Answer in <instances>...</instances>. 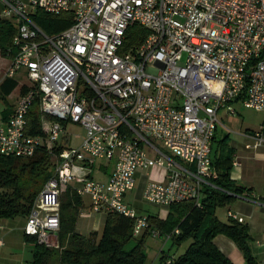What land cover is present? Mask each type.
<instances>
[{"label": "built area", "instance_id": "built-area-1", "mask_svg": "<svg viewBox=\"0 0 264 264\" xmlns=\"http://www.w3.org/2000/svg\"><path fill=\"white\" fill-rule=\"evenodd\" d=\"M0 3L2 18L14 25L16 49L3 80L24 72L31 84L0 124V156L28 160L42 148L55 159L23 229L47 249L62 250L59 200L72 183L79 185L77 195L90 198L93 212L131 219L134 237L148 229V220L124 198L135 188L136 172L150 164L166 171L167 182L148 184L146 202L169 207L194 201L199 207L202 186L216 178L211 147L218 112L234 115L236 102L264 111V0ZM37 11L70 14L73 23L50 36L33 21ZM134 26L147 32L140 43L129 40ZM34 106L43 136L26 132ZM62 123L79 125L85 135L77 148L56 154L65 134ZM249 138L246 149L260 147L262 128ZM96 160L114 161L105 183L91 178ZM150 236L160 237L155 230Z\"/></svg>", "mask_w": 264, "mask_h": 264}, {"label": "trees", "instance_id": "trees-1", "mask_svg": "<svg viewBox=\"0 0 264 264\" xmlns=\"http://www.w3.org/2000/svg\"><path fill=\"white\" fill-rule=\"evenodd\" d=\"M32 19L42 31L50 36L64 31L73 23L70 14L54 16L42 11L34 13ZM14 35L15 29L11 21L1 20L0 53L11 59L16 54V49L12 45ZM128 35L132 43H140L146 37L147 32L139 26H134L128 31ZM16 87L17 82L14 79L3 80L0 83L2 99L8 97ZM27 91V86L20 89L22 95ZM33 108L27 116V135L43 136L39 116L30 117ZM62 125L66 124L62 123ZM61 149L62 147L58 146L54 152L58 154ZM51 157L42 148L28 160L0 156V219L27 218L36 196L52 173L43 179L44 182L37 193L24 196L18 188L19 177L15 171L20 168V174L28 173L31 176H35L39 169L43 172L48 171L51 167L49 162ZM230 161L229 156L212 158L216 178L209 179L210 185L202 186L200 194L203 198L199 201V207L194 201H186L170 205L164 221L147 217L149 227L141 238L132 235L133 221L131 219L114 213H107L100 235L91 233L83 237L75 234L73 218L68 217L66 213L80 201V197L75 192L70 193L67 190L59 200V239L62 242L63 239L68 238L70 247L61 250L60 264H146L144 239L150 237L153 230L157 231L160 237L168 238L176 247L187 240L191 241L183 254L177 257L164 255L160 258V264H232L214 244V238L218 235L227 237L236 245L243 255L245 264H258L252 255L248 227L231 218L223 222L216 214L218 209L231 205L235 198L243 197L240 187L229 177ZM175 230H178V235L174 234ZM24 241L33 246L32 261L29 264H50L54 250L37 244L34 238L26 235H24Z\"/></svg>", "mask_w": 264, "mask_h": 264}, {"label": "crops", "instance_id": "crops-1", "mask_svg": "<svg viewBox=\"0 0 264 264\" xmlns=\"http://www.w3.org/2000/svg\"><path fill=\"white\" fill-rule=\"evenodd\" d=\"M0 5L2 6L1 3ZM2 12L3 10L0 11V21L3 20ZM11 60V58L4 57L0 53V64L3 67L0 74V83L3 81V75ZM21 74L26 78L24 72H21ZM14 80L16 81L15 78ZM17 88L18 86L15 90ZM13 92L5 99L9 100ZM21 96L22 94L18 92L11 102L10 100L6 102V107L2 111L0 124L8 120ZM232 108L235 111L234 115H229L225 111H219L217 114L220 125L215 133L211 156L212 158L220 156L230 157L231 168L229 170V177L240 187L243 197L235 198L231 205L218 209L216 214L219 220L223 222H226L230 218L229 214L242 220V223L249 229L252 255L258 264H264V143L257 149L245 148L246 145L251 143L249 137L261 128L264 138V111L256 112L246 109L240 102L234 103ZM250 112L254 113L250 114ZM64 127L65 134L61 137V140L65 139L68 142L69 140L66 139L67 125ZM60 147L64 148L62 145ZM145 151L151 160L155 159V155L150 149H145ZM234 163H237V166H234ZM181 165L185 171H192V167L184 164ZM113 167L114 161L96 160L91 171V178L97 182L105 183L108 181ZM166 176V171L154 164H150L145 170H138L135 174V188L125 195V203L130 208L136 210L139 215L164 221L169 212L168 207H159L146 203L143 199V193L146 186L150 183L166 184ZM187 180L190 181L188 178ZM78 187V184L72 183L68 188V192L76 193ZM79 197L80 201L66 213L68 217L73 218L74 233L83 237H87L91 233L100 235L106 222L107 213L93 212L90 198L88 196ZM202 198L203 196L200 194L199 201ZM21 219L23 225L19 228H16L14 223H10L11 221L9 220L12 219H0V241L3 244L0 246V264H24L23 260L25 256L21 258L19 254L13 253V251L19 249L20 245L24 248L28 245L24 241L23 231L26 218ZM18 229L20 234H18ZM142 236L143 234L137 238H141ZM148 239H151L152 242H147ZM144 240L146 250H150L147 255L146 264H160V258L164 255L166 257H177L183 254L188 247L187 242L190 241L187 240L176 247L171 244L168 238H153L150 236ZM157 242L158 245H155ZM214 244L232 264H245L243 255L227 237L223 235L216 236ZM168 246V251L172 253V256L165 251ZM174 249L176 251L172 252Z\"/></svg>", "mask_w": 264, "mask_h": 264}, {"label": "rangeland", "instance_id": "rangeland-1", "mask_svg": "<svg viewBox=\"0 0 264 264\" xmlns=\"http://www.w3.org/2000/svg\"><path fill=\"white\" fill-rule=\"evenodd\" d=\"M2 10H3V7L0 5V11H2ZM13 27H14V25H13ZM2 68L3 67L0 64V74H1ZM15 79L17 81L18 88L13 92L11 98L9 99L10 102L18 94V92H20L22 85H26L28 88L31 87V84L28 82V80L25 78V76L22 75L21 73L16 75ZM9 100H7V99L3 100L2 97H0V120L2 118V111L6 107V102H8ZM252 113H254V112H250V114H252ZM34 116H39V118H40V110H39L38 106L34 107L32 112H31L30 117L32 118ZM66 125H67V127H66V139H68L69 141L66 142L65 139H63V140L60 139L58 146L62 145L64 148H70V147L77 148L81 144L82 139L85 135V132L82 129V127H80L77 124L67 123ZM155 144L157 147H159L160 149H162L164 151V149L162 148V146L160 144H158V143H155ZM24 162L26 163L28 161H24ZM49 162H50L51 167L48 169V171L46 170L43 172L42 169H39V171L37 172V174L35 176H31L28 173L20 174V168H19V170L15 171L16 175H18V177H19L18 188L24 196L33 195L34 193H37L40 190V188L44 182L43 179H45L46 176H48L49 174H51L53 172V167H54L56 161L54 158L51 157L49 159ZM146 203H148V202H146ZM9 221H11L10 223H14V225H16V228H19L23 225L21 218H15V219H12ZM18 234H20L19 229H18ZM147 242L151 243L152 241H151V239H148ZM189 243H190V241L187 242V246L189 245ZM155 245H158V242ZM61 247H62V249H65L66 247H68V248L70 247L68 244V238H65L62 240ZM154 247L156 248V246H154ZM168 248H169V246L167 247V249L165 251L169 253ZM32 250H33L32 245L28 244L25 248L20 245L19 249H17V251H13V253L19 254V256H21V258L23 256H25L23 262H24V264H28V262H30L32 260ZM149 251H148V249L146 250V255H148ZM175 251L176 250L174 249L172 252H175ZM61 253H62V251H54L52 254V257L50 259V264H60V254ZM169 254L171 255L172 253H169Z\"/></svg>", "mask_w": 264, "mask_h": 264}]
</instances>
